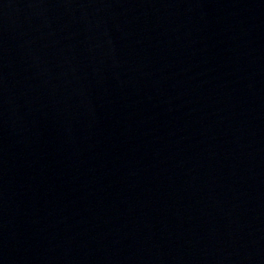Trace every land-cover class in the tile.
I'll return each instance as SVG.
<instances>
[{"label": "water", "instance_id": "1", "mask_svg": "<svg viewBox=\"0 0 264 264\" xmlns=\"http://www.w3.org/2000/svg\"><path fill=\"white\" fill-rule=\"evenodd\" d=\"M0 264H264V0H0Z\"/></svg>", "mask_w": 264, "mask_h": 264}]
</instances>
